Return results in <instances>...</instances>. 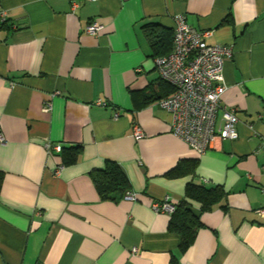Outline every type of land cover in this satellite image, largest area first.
<instances>
[{
    "label": "crops",
    "instance_id": "obj_1",
    "mask_svg": "<svg viewBox=\"0 0 264 264\" xmlns=\"http://www.w3.org/2000/svg\"><path fill=\"white\" fill-rule=\"evenodd\" d=\"M2 11L0 264H264V0H0ZM179 13L232 49L217 123L234 108L238 138L216 136L203 154L170 131L158 101L172 87L142 27L171 40ZM91 20L98 34L84 31ZM47 143L81 149L62 165ZM106 160L134 200L99 198L89 172ZM189 182L226 193L208 211L193 201L203 226L181 252L170 213L153 204H176Z\"/></svg>",
    "mask_w": 264,
    "mask_h": 264
},
{
    "label": "built area",
    "instance_id": "obj_2",
    "mask_svg": "<svg viewBox=\"0 0 264 264\" xmlns=\"http://www.w3.org/2000/svg\"><path fill=\"white\" fill-rule=\"evenodd\" d=\"M76 4L73 5L75 7ZM5 20V13L0 12V26ZM102 24L91 20L84 31L88 34H98ZM209 31L196 30L186 21L182 13L173 16V42L170 52L158 55L154 59L155 68L165 83L173 92L161 98L158 105L170 116V131L178 138L187 142L197 153L206 152L214 137L223 140L238 138L236 126L238 118L234 108H222L220 123H217L220 99L225 86L223 85V66L226 57L232 53L231 47L206 42ZM55 92L54 94H56ZM104 104V102H98ZM50 101H45L43 110H49ZM119 113L116 112L115 116ZM253 129V126H251ZM135 139L144 133L135 124L133 126ZM0 132V141H3ZM47 150L59 152L60 144H46ZM123 199L134 200V194L128 193ZM175 204L167 199L155 202V211L171 213ZM257 212L264 215V208Z\"/></svg>",
    "mask_w": 264,
    "mask_h": 264
},
{
    "label": "trees",
    "instance_id": "obj_3",
    "mask_svg": "<svg viewBox=\"0 0 264 264\" xmlns=\"http://www.w3.org/2000/svg\"><path fill=\"white\" fill-rule=\"evenodd\" d=\"M143 29L150 39L153 47H158L161 50L157 52V55H164L171 49L173 37L168 41H159L156 39L155 32L151 29L154 28L153 24H143ZM149 30V31H148ZM162 48H166V51H162ZM173 92V89L171 93ZM170 93V94H171ZM167 97V96H166ZM61 146V145H60ZM81 146H62L58 152L62 165L71 164L75 162L80 153ZM196 165V161H191L184 167L182 164H178L173 169L169 170L167 175L179 174L182 170L193 169ZM89 176L97 190L99 198L101 200H108L112 202H119L130 191V182L125 174V171L114 160H106L103 168L94 169L89 172ZM224 189L219 186L207 187L203 184H196L189 182L185 188L184 197L179 200L174 210L170 213V219L168 223V230L179 233L181 240L179 244V250L181 252L186 251L192 244L196 233L203 223L200 220L199 213H196L193 209V201L200 204V211H208L213 208L214 205L221 202L225 196Z\"/></svg>",
    "mask_w": 264,
    "mask_h": 264
}]
</instances>
